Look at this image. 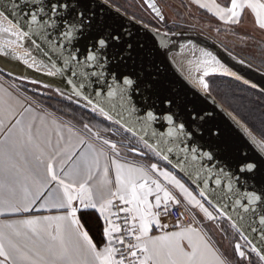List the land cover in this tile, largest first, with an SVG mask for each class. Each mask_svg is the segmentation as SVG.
Returning a JSON list of instances; mask_svg holds the SVG:
<instances>
[{"label":"snow or ice","instance_id":"snow-or-ice-1","mask_svg":"<svg viewBox=\"0 0 264 264\" xmlns=\"http://www.w3.org/2000/svg\"><path fill=\"white\" fill-rule=\"evenodd\" d=\"M94 3L0 0L7 10L0 20L8 21L0 23V58L58 80L30 82L55 88L82 114L76 119L73 109L69 120L56 122L21 103L15 89L16 95L0 96V264H253V254L264 264V170L253 162L233 170L214 144L220 130L208 128L209 140L201 142L207 112L189 108L183 119L172 99L161 100V111L149 104L154 85L117 70L132 55L131 33L109 30ZM215 8L224 24H240L248 15L264 33V0H226ZM164 36L170 42V34ZM13 46L23 47V55L11 52ZM203 55L206 65H219L222 75L264 96V88L211 52ZM0 75L29 80L6 67ZM200 84L208 93L210 85ZM129 131L142 146H131ZM252 139L264 153V136ZM128 152L139 159L129 162ZM181 204L192 219L167 230L170 205ZM86 216L97 221L99 243L82 223Z\"/></svg>","mask_w":264,"mask_h":264},{"label":"water","instance_id":"water-1","mask_svg":"<svg viewBox=\"0 0 264 264\" xmlns=\"http://www.w3.org/2000/svg\"><path fill=\"white\" fill-rule=\"evenodd\" d=\"M141 1L149 13L157 19L155 11L151 7V5H155L156 10L162 12L157 2L155 0ZM90 6L96 12L98 21L106 25L109 30L115 28L121 32L131 33L132 55L126 58L117 70L129 74L133 78L142 75L145 81L154 85L155 92L149 100V104H154L157 111H161L164 110L161 100L165 97L172 99L174 101L173 111L178 112V118L183 119H187V109L189 108L207 112L208 123L203 127L204 136L201 142L206 143L209 140L208 128H212L214 131L220 130L223 136L219 140H214V144L227 158L233 170L245 162L256 163L258 171L264 170V153L260 151L259 145L253 141L252 137L255 135L210 92L205 93L202 88L197 87L178 67L175 59L179 57L189 60L193 58L194 60L198 57L197 60H205L206 57H204L203 52H211L226 68L239 74L243 79L256 83L259 88H264V76L261 75L263 70L248 62L250 67L240 64L238 61L242 58L224 49L202 33L179 30L169 33L171 36L169 42V37L164 36L165 32L160 31V35L154 37L153 28L145 27V24L131 18L104 0H95V3L90 4ZM0 11H5L7 15L6 9L0 8ZM3 21L8 24L7 20ZM10 51L16 55H23L25 49L13 46ZM0 67L10 68L19 76L29 78V80H24L5 75L22 83L33 84L30 82L32 79L52 84L59 83L58 80L47 76L42 71L28 69L22 63L17 64L5 58H0ZM215 67L220 66L215 65ZM215 75L244 85L232 76ZM36 85L61 97L55 88H47L44 83ZM128 134L141 142L139 137L134 136L130 131ZM255 137L259 139L257 136Z\"/></svg>","mask_w":264,"mask_h":264},{"label":"rangeland","instance_id":"rangeland-1","mask_svg":"<svg viewBox=\"0 0 264 264\" xmlns=\"http://www.w3.org/2000/svg\"><path fill=\"white\" fill-rule=\"evenodd\" d=\"M104 1L108 2L110 5L119 9L120 11L130 16L131 18L145 25H148L149 27L153 29L159 28L161 32L171 33L173 31L176 32L179 30H186V31H194V32L202 33L203 35L214 40L216 43L221 45L223 48L227 49L229 52H232L233 54L242 58L246 62L264 71V54H263L264 48L263 47L251 46L252 43L244 42L243 38H240L239 40L235 38L234 40L230 39V37H228L226 33L222 31L220 32L217 29H214V28H218V26L213 25L211 21H206V19L199 16V14L195 12L193 8L191 7L189 8L188 6H186V4L182 5L178 0H155L158 3V5L161 7V11L164 17L166 18L165 22H159L156 18H154L149 13V11L146 9V7L144 6L141 0H104ZM247 32H250L251 34H254L255 36L262 38L261 33H258L252 27V25L250 26L248 24H244V27L242 28V33L247 35ZM197 59L198 57L194 58V60H197ZM194 60L193 58L192 59L190 58V60L188 58H185V61H189V62L190 61L192 62ZM2 76L7 78L9 81L13 82L19 90L21 89V91H24V88H27L29 92L34 93V95H37L39 97L41 96L53 97L55 99H58L59 97L53 92L48 91L36 84L26 85V84L17 82L16 80L9 79L5 75H2ZM213 76H218V75L211 73L208 76H204L203 74H201L198 80L200 82V80L203 79L206 83H208L209 82L208 79ZM218 87H219V89L217 88L218 90L220 91L224 90L222 89L224 87H222L221 89H220V86ZM201 88L203 89L202 85H201ZM32 98L35 99L34 97ZM227 104H228V101H227ZM59 117L62 119H65L66 121L69 120L67 117H63V116H59ZM97 119H100V117H97ZM260 119H263L262 115L260 116ZM113 127H116V126L114 125ZM121 131L123 132V130ZM126 135L129 137L130 144L132 147L142 146V143L139 142L137 139H135L133 136H131L128 133H126ZM127 155L128 157H131L133 159H136V160L139 159V157H136L131 152H128ZM184 207L188 210L189 214L193 217V213L191 212L190 208L187 205H184ZM224 226L225 228L229 227L228 223H225ZM217 238L218 240L221 239V233L218 232V236L216 237V239ZM223 243L225 245V250H229L227 249V242L224 241ZM253 264H259V259L255 254H253Z\"/></svg>","mask_w":264,"mask_h":264},{"label":"trees","instance_id":"trees-1","mask_svg":"<svg viewBox=\"0 0 264 264\" xmlns=\"http://www.w3.org/2000/svg\"><path fill=\"white\" fill-rule=\"evenodd\" d=\"M208 81V84L210 85L209 92L226 109L233 113L259 139L261 136H264V96L258 91L225 77L213 76L210 77ZM23 84L29 85L27 83ZM218 86H220V89L224 87L222 88L224 90H218ZM22 92L27 96L30 95L31 97H29L32 100H35V102L39 103L43 108L52 111L56 115L67 117L69 119V114L72 113L73 109H76L74 114L75 118H81V111L76 105H69L68 102L61 97H58V99L53 97H39L34 95V93L29 92L27 88H24V91ZM226 100L228 101V104ZM61 113H63V115H61ZM89 115V113L83 114V119H88ZM261 115L263 116V119H260ZM82 223L86 226V230L89 232L90 237L93 238L96 243H99L101 240V232L96 219L94 217L86 216L83 218Z\"/></svg>","mask_w":264,"mask_h":264},{"label":"crops","instance_id":"crops-1","mask_svg":"<svg viewBox=\"0 0 264 264\" xmlns=\"http://www.w3.org/2000/svg\"><path fill=\"white\" fill-rule=\"evenodd\" d=\"M178 1L182 5L186 4V6H188L189 8L190 7L193 8L194 11L197 12L199 14V16L205 18L206 21H211L213 23V25L218 26L219 29L218 28H214V29H217L220 32L222 31V32L226 33L228 35V37H230V39L234 40V38H235V39L239 40L240 38H243L244 42L252 43L251 46H254V47H260L261 46L264 48V33H262L259 29L255 28L253 26L252 19L250 16L245 15L243 18V22L240 24H235V25L224 24L223 22L219 21L217 18L214 17L213 13H215V11H216L215 5H217V4L223 5L226 2V0H197L198 4H204L207 6L205 9H201V8L193 5L191 3V0H178ZM209 9H211V11H209ZM244 24H248L250 26L252 25V27L258 33H261L262 38L255 36L254 34H251L250 32H247V35L243 34L242 28L244 27ZM209 31H211V30H209ZM263 51H264V49H263ZM263 54H264V52H263ZM13 89H15L19 93L20 102L25 104L27 107H29L33 111H35L37 109H43L45 112L51 113V116L49 117L50 120H55L56 122H59L60 120L66 121L65 119L60 118L58 115H56L52 111L47 110V109L43 108L42 106H40L39 104H37L29 96H27L21 90H19L13 82L9 81L7 78L0 75V96H3L4 93H10L12 95H16V93L12 91ZM128 160H129V162H131V161L136 160V159L128 157ZM111 178L114 181V174L112 175ZM99 187H100V182H99V180H97L96 183L93 184V191H97ZM173 192L178 198L182 199V197L180 196V193L178 191L173 190ZM150 199H152V198H150ZM43 214L48 215L50 213H43ZM51 214H55V213H51ZM164 222L169 225V228L167 230H172V224L173 223H170L167 220H164ZM213 234L216 237L218 236V232L214 231ZM217 240H218V238H217Z\"/></svg>","mask_w":264,"mask_h":264},{"label":"bare ground","instance_id":"bare-ground-1","mask_svg":"<svg viewBox=\"0 0 264 264\" xmlns=\"http://www.w3.org/2000/svg\"><path fill=\"white\" fill-rule=\"evenodd\" d=\"M0 23H3L5 26H8L6 22L3 20H0ZM17 51L16 49H14ZM19 52V50H18ZM176 64L178 67L182 70L183 73L186 74V76L197 86L201 89V84L199 82V76L204 73V71H208L209 74H221L220 67H212L209 65H206L204 63V60H194V61H185L183 58H176L175 59ZM256 138V137H255ZM256 140H259L256 138Z\"/></svg>","mask_w":264,"mask_h":264},{"label":"built area","instance_id":"built-area-1","mask_svg":"<svg viewBox=\"0 0 264 264\" xmlns=\"http://www.w3.org/2000/svg\"><path fill=\"white\" fill-rule=\"evenodd\" d=\"M191 219H192V216L189 214L188 210L184 207V205L181 204L179 206L170 205V215L164 220H167L170 223H173L179 220L187 224ZM120 223H122V221H120Z\"/></svg>","mask_w":264,"mask_h":264}]
</instances>
